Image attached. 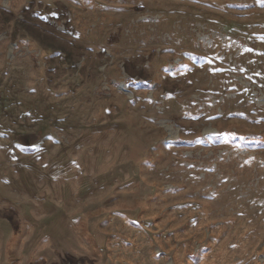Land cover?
<instances>
[{"label":"rangeland","instance_id":"374dc122","mask_svg":"<svg viewBox=\"0 0 264 264\" xmlns=\"http://www.w3.org/2000/svg\"><path fill=\"white\" fill-rule=\"evenodd\" d=\"M261 143L264 0H0V264H264Z\"/></svg>","mask_w":264,"mask_h":264},{"label":"trees","instance_id":"16d2710c","mask_svg":"<svg viewBox=\"0 0 264 264\" xmlns=\"http://www.w3.org/2000/svg\"><path fill=\"white\" fill-rule=\"evenodd\" d=\"M231 141H234L235 143H237L238 141H236L235 139L234 140H231ZM261 144H263L264 145V143H261Z\"/></svg>","mask_w":264,"mask_h":264}]
</instances>
